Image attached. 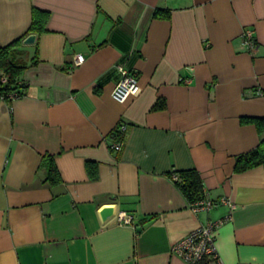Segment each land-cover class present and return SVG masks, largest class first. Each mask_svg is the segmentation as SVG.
Wrapping results in <instances>:
<instances>
[{
    "label": "crops",
    "instance_id": "obj_1",
    "mask_svg": "<svg viewBox=\"0 0 264 264\" xmlns=\"http://www.w3.org/2000/svg\"><path fill=\"white\" fill-rule=\"evenodd\" d=\"M33 8L47 16L20 47L26 94L0 99V264H187L172 244L220 219L217 259L196 264H264V165L235 170L264 138V0H0V47L26 36ZM118 66L140 86L124 103ZM185 169L234 207L193 211L168 174Z\"/></svg>",
    "mask_w": 264,
    "mask_h": 264
},
{
    "label": "trees",
    "instance_id": "obj_2",
    "mask_svg": "<svg viewBox=\"0 0 264 264\" xmlns=\"http://www.w3.org/2000/svg\"><path fill=\"white\" fill-rule=\"evenodd\" d=\"M47 14L36 8L32 9L31 22L25 35L33 32L38 33L44 29ZM154 18H169V10L164 8H155ZM33 33V34H35ZM24 35L7 45L0 47V99L11 101L25 95V82L18 79L19 72L28 64L23 58L22 39ZM35 58L29 64L33 63ZM1 79H4L2 81ZM165 102L157 99L152 105L153 110L162 109ZM113 139H124L125 133L119 134L117 129L111 131ZM264 165V138L259 144L248 153L238 155L235 161V170L242 171L252 166ZM41 165L45 166V180L50 184H56L60 181L58 171L53 162V157L43 155ZM88 169L90 165L88 163ZM174 184L180 189L188 203H193L203 197L202 182L196 169L172 170L168 173Z\"/></svg>",
    "mask_w": 264,
    "mask_h": 264
},
{
    "label": "built area",
    "instance_id": "obj_3",
    "mask_svg": "<svg viewBox=\"0 0 264 264\" xmlns=\"http://www.w3.org/2000/svg\"><path fill=\"white\" fill-rule=\"evenodd\" d=\"M241 38L242 44L246 50L252 51L256 47V41L253 37L251 29H244L241 34ZM84 59L85 57L83 54H76L74 56V64L80 65ZM118 72L120 77L113 85L111 96L117 102L124 103L130 97L136 95L140 91V86L135 70L118 66ZM1 80L4 81V79ZM185 82L187 83L188 80H185ZM116 129L118 130L119 134L125 132V127L122 124H119ZM123 143L124 139H114L111 142L109 148L115 152H118L122 149ZM218 202L227 204L230 208L234 207V204L226 198H220L219 201H216L205 195L190 205L193 211L210 210ZM115 221L118 224H130L131 216L127 215L125 211H118L115 215ZM222 222V219L209 221L204 225L190 230L172 244V252L181 257L187 264H196L206 258L217 259L215 237L216 230Z\"/></svg>",
    "mask_w": 264,
    "mask_h": 264
},
{
    "label": "water",
    "instance_id": "obj_4",
    "mask_svg": "<svg viewBox=\"0 0 264 264\" xmlns=\"http://www.w3.org/2000/svg\"><path fill=\"white\" fill-rule=\"evenodd\" d=\"M35 39H36V34L31 33V34L26 35L22 39V43L23 44H33L35 42ZM114 214H115V205L105 206L99 210V216L102 222H107L114 216Z\"/></svg>",
    "mask_w": 264,
    "mask_h": 264
},
{
    "label": "rangeland",
    "instance_id": "obj_5",
    "mask_svg": "<svg viewBox=\"0 0 264 264\" xmlns=\"http://www.w3.org/2000/svg\"><path fill=\"white\" fill-rule=\"evenodd\" d=\"M24 56H25V55L23 54V58H24Z\"/></svg>",
    "mask_w": 264,
    "mask_h": 264
}]
</instances>
